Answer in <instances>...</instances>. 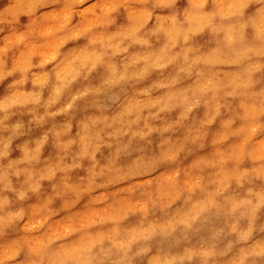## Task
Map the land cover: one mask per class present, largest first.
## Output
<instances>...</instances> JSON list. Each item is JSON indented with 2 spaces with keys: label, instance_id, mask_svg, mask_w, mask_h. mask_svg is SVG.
Returning <instances> with one entry per match:
<instances>
[{
  "label": "clouds",
  "instance_id": "obj_1",
  "mask_svg": "<svg viewBox=\"0 0 264 264\" xmlns=\"http://www.w3.org/2000/svg\"><path fill=\"white\" fill-rule=\"evenodd\" d=\"M180 4L0 0V264H264V0Z\"/></svg>",
  "mask_w": 264,
  "mask_h": 264
},
{
  "label": "bare ground",
  "instance_id": "obj_2",
  "mask_svg": "<svg viewBox=\"0 0 264 264\" xmlns=\"http://www.w3.org/2000/svg\"><path fill=\"white\" fill-rule=\"evenodd\" d=\"M183 6H184V0H181L180 7H183ZM2 93H3V87L0 86V94H2ZM200 112L202 113V109L200 110ZM60 119H62V118H58V120H60ZM74 131H75V129H74ZM19 142L20 141H17V143H19ZM47 154H48V150H46V152H45V155H47ZM12 155H13V158L14 157H17V156H19V152L18 151H14ZM186 163H187V161H186ZM78 175H83V173L82 172L81 173H78ZM46 187H47V185H46ZM134 222H135V218H131L128 223H134Z\"/></svg>",
  "mask_w": 264,
  "mask_h": 264
}]
</instances>
